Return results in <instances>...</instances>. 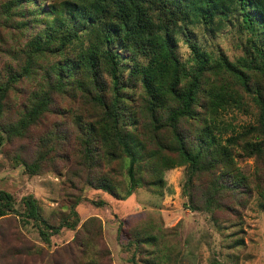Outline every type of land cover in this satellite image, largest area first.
<instances>
[{"label":"trees","instance_id":"16d2710c","mask_svg":"<svg viewBox=\"0 0 264 264\" xmlns=\"http://www.w3.org/2000/svg\"><path fill=\"white\" fill-rule=\"evenodd\" d=\"M0 18L25 36L11 35L14 65L0 70V152L11 153V166L115 198L134 187L161 194L163 171L184 166L186 207L216 227L223 213L240 220L253 195L264 201V0H0ZM222 28L241 49L232 59L191 39L195 29ZM178 41L189 49L185 61ZM229 107L253 124L222 137ZM246 158L250 173L237 165ZM80 198L50 225L31 194L17 212L0 189V219L31 220L43 242L74 230L70 245L81 255L97 244L80 264H111L99 219L78 224ZM14 240L16 255H32L20 232Z\"/></svg>","mask_w":264,"mask_h":264},{"label":"rangeland","instance_id":"374dc122","mask_svg":"<svg viewBox=\"0 0 264 264\" xmlns=\"http://www.w3.org/2000/svg\"><path fill=\"white\" fill-rule=\"evenodd\" d=\"M228 29L222 28L213 35L195 29L191 39L206 50L218 49L232 59L241 49ZM11 35L20 42L25 39V36L17 38L14 27L6 26L0 18V70L6 63L14 65L10 55L14 44ZM175 53L185 61L189 49L178 41ZM220 117L231 126L222 137L253 124L251 115L235 108H226ZM9 154L0 152V189L12 196L13 208L21 212L20 198L31 194L43 218L55 225L68 213L74 194H79L81 198L74 206L78 224L89 216L99 219L111 264H264V201L256 195L241 210L240 220L223 213L216 227L207 212L186 207V198L181 194L184 166L163 171L161 194L134 187L127 196L117 190L120 197L115 198L99 189L87 186L79 189L75 181L54 177L50 172L29 175L22 166H11ZM237 165L244 173H250L253 160H239ZM60 172L63 175L65 168ZM21 220L12 213L0 219V264H53L52 259L60 264H80L93 257L97 248L93 244L81 255V251L70 245L74 230L64 227L43 242L31 220ZM18 231L32 245L28 251L30 257L23 258L9 249L12 244L19 246L18 241L11 242ZM37 248H42V257L33 251ZM72 252L74 256L69 260L66 255L71 256Z\"/></svg>","mask_w":264,"mask_h":264}]
</instances>
